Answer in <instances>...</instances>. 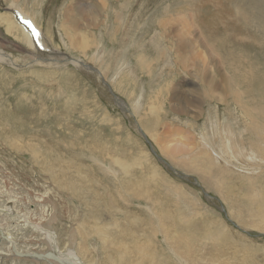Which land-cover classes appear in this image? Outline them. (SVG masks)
<instances>
[{
    "label": "rangeland",
    "instance_id": "1",
    "mask_svg": "<svg viewBox=\"0 0 264 264\" xmlns=\"http://www.w3.org/2000/svg\"><path fill=\"white\" fill-rule=\"evenodd\" d=\"M14 1L36 16L50 53L42 54L60 55L59 63L35 62L26 43L9 35L1 15L13 17ZM0 51L17 65L0 64V208L13 207L33 222L43 219V228L57 233L61 251L82 249L83 264H189L194 258L203 264H264V0H0ZM66 56L102 75L77 68ZM102 79L128 113L114 104ZM224 89L241 95L255 130L234 98L230 104L209 98ZM155 97L160 108L151 111ZM138 129L160 158L192 182L170 173ZM211 130L214 150H203L197 142L205 143L203 133ZM227 136L236 144L231 154L237 161L225 168L217 146ZM20 142L28 146H15ZM179 142L189 147L172 150ZM14 218L0 227V264L61 262L45 235ZM8 233L16 245H7Z\"/></svg>",
    "mask_w": 264,
    "mask_h": 264
},
{
    "label": "bare ground",
    "instance_id": "2",
    "mask_svg": "<svg viewBox=\"0 0 264 264\" xmlns=\"http://www.w3.org/2000/svg\"><path fill=\"white\" fill-rule=\"evenodd\" d=\"M13 2V1H12ZM180 2V1H179ZM79 3H81V2H79ZM79 3H77L78 4V7H79ZM84 3V2H83ZM82 3V4H83ZM100 3V2H99ZM72 4V3H71ZM74 4V3H73ZM81 4V5H82ZM85 4H87L86 2H85ZM192 4V3H191ZM221 4V3H220ZM84 5V4H83ZM103 5V4H102ZM9 6V5H8ZM37 6V5H36ZM73 6V5H72ZM72 6H71V9H72ZM87 6V5H86ZM225 6V5H224ZM11 7H12V9H14V11H13V13H12V15H13V17L12 16H9V15H7V17H5V15H1V19L3 20V22H4V24L6 25V29H7V32L9 33V35H13L15 38H16V40L17 39H19V40H21V41H23L24 43H26V45L28 46V48L30 49V51H29V53H31V50H32V53L31 54H34L37 58L35 59L34 57V61L35 62H38V61H40V62H43V61H48L49 63H59V62H57V60L56 59H59V57H60V55H57L56 54V52H55V54L56 55H52L51 56V58H45L44 56H43V54L42 53H45V54H50L48 51H46V50H49L48 49V47L47 46H45L44 45V39H43V31H42V29H41V27H40V25L38 24V22L36 21V16L34 15L33 16V14H31V13H29L28 11H26L20 4H19V1L18 2H16V1H14V3L13 4H11ZM70 7V6H69ZM91 7V6H90ZM96 7V6H95ZM99 7H100V5H99ZM190 7V6H189ZM210 7V6H209ZM220 7V6H219ZM230 7V6H229ZM74 8H77V7H74ZM97 8H98V6H97ZM101 8H103L102 6H101ZM9 9L10 8H8V10L7 11H9ZM98 9H100V8H98ZM190 9V8H189ZM193 9V8H192ZM191 9V11L190 12H192L193 10ZM67 10V9H66ZM66 10H64L65 12H66ZM76 10V12L78 11V9H75ZM94 10V9H93ZM96 10V9H95ZM234 10V9H233ZM69 11V10H68ZM99 11V10H98ZM105 11V10H104ZM222 11H224V9L222 10ZM231 11V10H230ZM226 12V11H225ZM241 12L242 11H239V15H241ZM82 13V12H81ZM81 13H79V14H81ZM93 13V12H92ZM96 13V12H95ZM98 13V12H97ZM168 12H166L165 14H167ZM181 13H183V12H181ZM196 13H198V12H196ZM243 13V12H242ZM72 14H74V12L72 13ZM78 14V13H77ZM99 14V13H98ZM98 14H97V16H98ZM180 14V13H179ZM188 14V13H187ZM201 14V13H200ZM83 15V14H82ZM96 15V14H95ZM183 15H185V14H183ZM195 15V13H193V15L192 16H194ZM243 15V14H242ZM241 15V16H242ZM18 16H20L22 19H26V20H30L31 22H33V24H34V28H35V37H33L34 35L30 32V31H28L23 25H21L20 23H19V21H18ZM68 16H69V14L67 15V19H68ZM79 16V15H78ZM100 16V15H99ZM182 16V15H181ZM189 16H190V14H189ZM70 17V16H69ZM74 17V16H73ZM91 17H93V16H91ZM188 17V16H187ZM245 17V15L244 16H242V20H243V18ZM72 18V17H71ZM76 18H77V16H76ZM82 18V17H81ZM94 18H96V17H94ZM181 18V17H180ZM184 19H185V17H183ZM189 18V17H188ZM190 18H191V16H190ZM193 18V17H192ZM70 19V18H69ZM74 19V18H73ZM100 19H102V18H100ZM240 19V18H239ZM248 19V18H247ZM1 20V21H2ZM96 20V19H95ZM169 20V19H168ZM188 20V19H187ZM187 20H184V21H187ZM193 20H195L196 21V23H197V19L195 18V19H193ZM238 20V19H237ZM236 20V21H237ZM64 21H66V20H64ZM87 21V20H86ZM89 21V20H88ZM87 21V22H88ZM121 21H122V19H121ZM161 21V20H160ZM189 21V20H188ZM240 21V20H239ZM244 21V20H243ZM249 21V20H248ZM83 22H85V21H83ZM97 22V21H96ZM101 22V21H100ZM118 22V21H117ZM116 22V23H117ZM180 22V21H179ZM178 22V23H179ZM182 22V21H181ZM180 22V23H181ZM75 23V22H74ZM102 23V22H101ZM159 23V22H158ZM161 23H162V21H161ZM164 23V22H163ZM179 23V24H180ZM239 23V22H238ZM241 23V22H240ZM72 24V23H71ZM83 24V23H82ZM87 24V23H86ZM89 24V23H88ZM97 24H99V21L97 22ZM160 24V23H159ZM185 24V23H184ZM189 24V23H188ZM191 24V23H190ZM200 24V23H199ZM77 25V24H76ZM91 25V24H90ZM93 25V24H92ZM104 25V24H103ZM169 25H171V23H169ZM175 25H177V24H175ZM183 25V24H182ZM233 25V24H232ZM89 26V25H88ZM163 26V25H162ZM184 26V25H183ZM185 26H186V24H185ZM194 26V25H193ZM65 27V26H64ZM69 27V26H68ZM99 27H101V26H99ZM198 27V26H197ZM78 28H79V25H78ZM81 28V27H80ZM79 28V29H80ZM93 28V27H92ZM117 28H118V26H117ZM184 28V27H183ZM192 28V27H191ZM83 29H85V28H83ZM82 29V30H83ZM88 29V28H87ZM86 29V30H87ZM127 29V28H126ZM125 29V30H126ZM198 29H199V27H198ZM239 29V28H238ZM71 30H72V28H71ZM179 30V29H178ZM77 31H79V30H77L76 28H75V32H77ZM120 31H121V29H120ZM129 31V30H128ZM66 32V31H65ZM80 32V31H79ZM127 32V31H126ZM197 32V31H196ZM78 33V32H77ZM124 33V32H123ZM129 33V32H128ZM210 33V32H209ZM7 34V33H6ZM192 34V33H191ZM214 34V33H213ZM215 34H216V32H215ZM11 35V36H12ZM78 35H80V34H77V36ZM199 35V34H198ZM77 36H75V37H77ZM82 36V35H81ZM165 36V35H164ZM170 36V35H169ZM177 36V35H176ZM8 37V36H7ZM10 37V36H9ZM79 37V36H78ZM184 37V36H183ZM185 37H188V36H186L185 35ZM195 37V36H194ZM203 37V36H202ZM205 37V36H204ZM214 37V36H213ZM68 38H70V37H68ZM124 38V37H123ZM126 38V37H125ZM170 38V37H169ZM82 41H83V45L85 44H87V41H86V38L85 37H82ZM71 40H72V38H71ZM169 40V39H168ZM184 40V39H183ZM183 40H181L182 42H183ZM186 40V39H185ZM199 40H201V39H199ZM205 40V39H204ZM209 40V39H208ZM79 41V40H78ZM116 41V40H115ZM122 41H126V40H122ZM211 41V40H210ZM12 42V41H11ZM15 42V41H14ZM17 42V41H16ZM73 42H74V46H76V48H77V41H71V44L73 45ZM80 42V41H79ZM179 42H180V40H179ZM160 43H162V42H160ZM191 43V42H190ZM54 44V43H53ZM178 44V43H177ZM196 44V43H195ZM201 44V46H202V43H200ZM199 45V44H198ZM215 45V44H214ZM197 46V45H196ZM200 46V45H199ZM203 46H205V45H203ZM207 46V45H206ZM122 47V46H121ZM74 48V47H73ZM202 48V47H201ZM207 48V47H206ZM210 48V47H209ZM24 49V48H23ZM45 49V50H44ZM121 49V48H120ZM175 49V48H174ZM180 49V48H179ZM203 49V48H202ZM21 50V49H20ZM84 50H86V49H84ZM164 50V49H163ZM171 50V49H170ZM190 50H192V51H194V48H193V46H190ZM208 50V49H207ZM87 51V50H86ZM179 51H181V50H179ZM178 51V52H179ZM183 51V50H182ZM185 51V50H184ZM216 51V50H215ZM215 51H213V52H215ZM84 52V51H83ZM118 52H120V50H118ZM121 52H122V50H121ZM177 52V53H178ZM197 52V51H196ZM220 52V51H219ZM24 53V52H23ZM194 53V52H193ZM209 53V52H208ZM121 54V53H120ZM198 54V53H197ZM217 54V53H216ZM144 55V54H143ZM196 55V54H195ZM201 55V54H200ZM202 55H203V53H202ZM208 55V54H207ZM211 55V54H210ZM209 55V56H210ZM33 56V55H32ZM137 56H139V55H137ZM142 56V55H141ZM197 57H198V55H196ZM195 56V57H196ZM217 56V55H216ZM216 56H215V58H216ZM144 57V56H143ZM190 57V56H189ZM191 57H193V56H191ZM11 58H12V56L9 54V55H7V54H5V53H3L2 51H0V64L1 63H3V64H7V66H9V65H13V66H17L16 64H15V62L13 61V60H11ZM76 58V60H74ZM75 58H73V60H66L67 62H70V63H72L73 65H75L77 68H79V69H81V67H83V64L84 63H82V62H80V60H77V58L78 57H75ZM178 58V57H177ZM179 58H180V56H179ZM182 58V57H181ZM185 58H186V56H185ZM205 59V57H202V60L204 61V59ZM214 58V57H213ZM68 59V58H67ZM138 59V58H137ZM141 59V58H140ZM191 59H195V61L197 60L196 58H191ZM201 59V58H200ZM228 59V58H227ZM148 60V59H147ZM163 60V59H162ZM116 61V60H115ZM139 61V60H138ZM186 61V60H185ZM191 61V60H190ZM193 62H194V60H192ZM210 61V60H209ZM221 61V60H220ZM226 61V60H225ZM234 61H236V60H234ZM233 61V62H234ZM39 62V63H40ZM187 62V61H186ZM188 62H189V60H188ZM197 62V61H196ZM202 62V61H201ZM200 62V63H201ZM221 62H223V61H221ZM229 62V61H228ZM240 62V61H239ZM243 62V61H242ZM245 62V61H244ZM32 63V62H31ZM138 63V62H137ZM140 63H141V61H140ZM150 63V62H149ZM178 63V62H177ZM180 63V62H179ZM182 63V62H181ZM206 63V62H205ZM209 63V62H208ZM212 63V62H211ZM211 63H210V65H211ZM218 63V62H217ZM246 63V62H245ZM35 64V63H34ZM118 64V63H117ZM117 64H115V65H117ZM194 64V63H193ZM193 64H191V65H193ZM196 64V63H195ZM215 64V63H214ZM237 63H235V65H236ZM241 64V63H240ZM28 65V64H27ZM43 65V64H42ZM54 65V64H53ZM57 65V64H56ZM84 65H87V63L86 64H84ZM209 65V66H210ZM213 65V64H212ZM218 65H220V63L218 64ZM231 65V64H230ZM232 65H234V64H232ZM231 65V66H232ZM243 65H244V63H243ZM36 66V65H35ZM38 66V65H37ZM51 66V65H50ZM150 66V65H149ZM149 66H147V67H149ZM178 66H180V65H178ZM184 66V65H183ZM199 66V65H198ZM206 66V65H205ZM227 66V65H226ZM30 67V66H29ZM33 67H34V65H33ZM44 67V66H43ZM58 67V66H57ZM60 67V66H59ZM138 67H139V65H138ZM201 67V66H200ZM212 67V66H211ZM218 67H220V66H218ZM241 67H243V66H241ZM245 67V66H244ZM15 68H18V67H15ZM151 68V67H150ZM153 68V67H152ZM237 68H238V66H237ZM19 69V68H18ZM21 69V68H20ZM45 69V68H44ZM147 69V68H146ZM205 70H206V68H204ZM213 69V68H212ZM217 69V68H216ZM234 69V68H233ZM245 69V68H244ZM141 70H142V68H141ZM140 70V71H141ZM224 70V69H223ZM235 70H236V67H235ZM242 69L240 68L239 69V71H241ZM246 70V69H245ZM97 71V70H96ZM99 71V70H98ZM145 71V70H144ZM153 72H154V70H152ZM151 71V72H152ZM238 71V70H237ZM237 71H236V74H237ZM238 71V72H239ZM40 72V71H39ZM149 72V70H147L146 71V74ZM151 72H149V73H151ZM198 72H199V70H198ZM225 72V71H224ZM231 72V71H230ZM96 73V72H95ZM99 73L102 75V73L99 71ZM143 73H145V72H143ZM200 73V72H199ZM215 73V72H214ZM217 73V72H216ZM244 73V72H243ZM246 74H247V72H245ZM43 74V73H42ZM45 74V73H44ZM53 74V73H52ZM198 74V73H197ZM249 74V73H248ZM247 74V75H248ZM51 75V74H50ZM125 75V74H124ZM129 75V74H128ZM153 75V74H152ZM254 75V74H253ZM252 75V77H255V76H253ZM47 76V75H46ZM49 76V75H48ZM91 76V75H90ZM127 76V75H126ZM134 76V75H133ZM220 76V75H219ZM243 76V75H242ZM245 76V75H244ZM122 77V76H121ZM153 77V76H152ZM259 77V76H258ZM221 78V77H220ZM246 78V77H245ZM249 78H251V77H249ZM116 79V78H115ZM122 79V78H121ZM242 79H243V77H242ZM247 79H248V76H247ZM255 79V78H254ZM47 80V79H46ZM104 80V79H103ZM127 80V79H126ZM203 80H204V78H203ZM233 80V79H232ZM231 80V81H232ZM251 80V79H250ZM117 81V80H116ZM118 81H119V79H118ZM176 80H174V82H175ZM230 81V80H229ZM230 81V82H231ZM247 82H248V80H247ZM121 83V82H120ZM167 83V82H166ZM166 83H164V84H166ZM192 83H194V82H192ZM198 83V82H197ZM235 83V82H234ZM253 83H254V80H253ZM51 84V83H50ZM173 84V83H172ZM208 85H212V83H211V81H208V83H207ZM217 84V83H216ZM109 85V84H108ZM122 85V84H121ZM171 85V84H170ZM236 85V84H235ZM240 85V84H239ZM244 85V84H243ZM110 86V85H109ZM122 86H125V84L124 85H122ZM127 86V85H126ZM207 86V85H206ZM159 87H161V86H159ZM169 87V86H168ZM182 87V86H181ZM232 87H233V85H232ZM237 87V86H236ZM100 88V87H99ZM111 88V87H110ZM153 88H154V86H153ZM170 88H172V87H170ZM205 88V87H204ZM219 88H220V86H219ZM157 89V88H156ZM158 89H161V88H158ZM166 89H167V87H166ZM165 89V90H166ZM196 89V88H195ZM245 89V88H244ZM130 90H131V88H130ZM179 90V89H178ZM183 90V89H182ZM205 90H206V88H205ZM242 90V89H241ZM113 91V90H112ZM133 91V90H132ZM131 91V92H132ZM136 91V90H135ZM139 91H140V89H139ZM156 91H160V90H156ZM171 91H173V90H171ZM175 91H176V89H175ZM180 91V90H179ZM193 91V90H192ZM196 91V90H195ZM234 91H237V90H234ZM239 91V90H238ZM114 92V91H113ZM154 92H155V90H154ZM153 92V93H154ZM161 92V91H160ZM162 92H163V90H162ZM199 92V91H198ZM209 92V91H208ZM129 93H130V91H129ZM137 93V92H136ZM158 93V92H157ZM166 93H168L167 91H166ZM184 93V92H183ZM115 94V93H114ZM128 94V93H127ZM126 94V95H127ZM155 94V93H154ZM181 94V93H180ZM197 94V93H196ZM209 94V93H208ZM219 95L217 96V97H215L216 96V94H215V96H213V94L212 95H209V98L211 99V100H214V99H217L218 101H220V103L222 104V103H224V104H230L229 103V100L231 99V98H234V101H233V104H235L236 106H238V111H241L242 113H243V120H244V122H245V124L246 125H248V119H250V122H249V127L252 129V130H255L256 129V125H255V123H256V121L254 120V119H251V118H248V116H247V114H246V111H244L245 109H244V107H243V104H242V101L240 100V98H241V95L238 93V92H230L229 90H227V89H224L223 90V92H221V91H219V93H218ZM139 95V94H138ZM138 95H136V96H138ZM153 95V94H152ZM161 95V94H160ZM173 95V94H172ZM192 95V94H191ZM130 96V95H129ZM161 96H163V93H162V95ZM205 96V95H204ZM244 96H246L245 94H244ZM119 97V96H118ZM152 97V96H151ZM197 97H198V95H197ZM120 98V97H119ZM153 98V97H152ZM178 98V97H177ZM181 98V97H180ZM207 98V97H206ZM209 98H207V99H209ZM4 99H5V97H4ZM121 99V98H120ZM242 99V98H241ZM245 99V98H244ZM150 101H152V100H150ZM149 101V102H150ZM160 102V97H159V99H157L156 100V97H155V102H154V105L152 106V104H151V106H152V108H151V111H156L157 109H159L160 107H159V104L157 103V102ZM162 101V100H161ZM165 101V100H164ZM202 101V100H201ZM148 102V103H149ZM153 102V101H152ZM145 103V102H144ZM189 103V102H188ZM204 103V102H203ZM171 104V103H170ZM209 104V103H208ZM162 105H164V104H162ZM177 105H178V103H177ZM205 105V104H204ZM127 106V105H126ZM150 106V105H149ZM149 106H148V108H149ZM264 106V105H263ZM253 107V106H252ZM128 108V107H127ZM253 108H256V107H253ZM144 110H146V108L144 109ZM162 110V109H161ZM181 110L182 111H184V108H181ZM192 110V109H191ZM206 110V109H205ZM128 111H129V109H128ZM159 111V110H158ZM163 111V110H162ZM197 111V110H196ZM161 112V111H160ZM199 112V111H198ZM211 112V111H210ZM229 112V111H228ZM125 113H128V112H125ZM151 113V112H150ZM153 113V112H152ZM200 113V112H199ZM234 113V112H233ZM148 114V113H147ZM165 114V113H164ZM211 115V113H209V115L208 116H210ZM230 115V114H229ZM232 116H233V114H231ZM203 116H204V112H203ZM216 116H218L217 114H216ZM223 116V115H222ZM148 117H149V115H148ZM231 117V116H230ZM225 118V117H224ZM228 118V117H227ZM202 119V118H201ZM208 119H210L209 117H208ZM234 119V118H233ZM219 120V119H218ZM195 122V121H194ZM198 122V121H197ZM240 122V121H239ZM223 122H221V121H219V123H218V125H221ZM204 125V124H203ZM233 125V124H232ZM206 126V125H205ZM224 126H220V128L218 129L219 131V134H224L225 133V131H223V128ZM248 129V128H247ZM194 131V130H193ZM202 131V130H201ZM212 132H211V134H209L208 132H205V133H203V136L202 137H204V139H205V143H203V142H201V141H199L198 140V142H197V145L199 144V145H201V148L203 149V150H214L213 148H212V145H213V142H212V140H211V138H213V136H214V134H215V130H211ZM151 133H153V132H151ZM189 134H190V132H189ZM188 134V135H189ZM187 135V134H186ZM153 136H155V135H153ZM157 136V135H156ZM191 136H192V133H191ZM223 136V135H222ZM216 136H214V138H215ZM238 137V136H237ZM200 138V137H199ZM18 139H20V138H18ZM165 139H168V138H165ZM184 139H186L187 141H192L193 142V144H196V141L197 140H195V139H191V138H185V137H181V140H184ZM209 140V146L207 145V143H206V140ZM180 140V141H181ZM218 140V139H217ZM21 141H23V140H21ZM168 141H169V139H168ZM173 141V140H172ZM185 141V140H184ZM259 141H261L262 142V144L264 145V138H262V137H260L259 138ZM165 142V141H164ZM190 143V142H189ZM23 143L22 142H20V144H15V146H18L19 148H21V149H25L27 146H28V144H24L23 146H21ZM243 145H244V142L242 143ZM183 146H186V147H189V145H187V144H183L182 142H179V144H177L176 146H174L173 147V149L172 150H183ZM160 147V146H159ZM218 147V150H223L222 152H221V155L223 156V158H222V160L221 161H219L218 163H219V165H221V166H223V167H225V166H230V165H233V166H235V161H237V157L235 156V155H232L231 153H232V150H235L236 149V144H235V142H234V140L232 141V138H231V136H227L226 137V139H224V140H222V142H221V145L220 146H217ZM165 149H166V147H164ZM168 149V148H167ZM164 150V149H163ZM257 150H259V148L257 149ZM220 153V152H219ZM168 154V153H167ZM196 154V153H195ZM231 155V156H230ZM194 156V155H193ZM212 156H214V155H212ZM220 157V156H219ZM120 158V157H119ZM242 158V157H241ZM121 159V158H120ZM184 160V159H183ZM117 161H119V160H117ZM121 161H123V160H121ZM188 161V160H187ZM114 162V161H113ZM144 162V161H143ZM145 162H147V161H145ZM221 162H222V164H221ZM117 163V162H116ZM121 162H119V164H120ZM124 163V162H123ZM123 163H121L120 164V167H121V165L123 164ZM126 163V162H125ZM173 163H175V162H173ZM177 163V162H176ZM252 163V162H251ZM114 164H115V162H114ZM248 164V163H247ZM252 164H254V163H252ZM117 165H118V163H117ZM127 165V164H126ZM128 165H130V164H128ZM244 165V164H243ZM259 165V164H258ZM124 166H125V164H124ZM244 166H246V165H244ZM248 166V165H247ZM251 166V165H250ZM126 167V166H125ZM183 167L185 168V165H183ZM255 167V166H254ZM127 168V167H126ZM148 168V167H147ZM226 168V167H225ZM252 168V167H251ZM259 168V167H258ZM262 168H263V166H262ZM121 169H123V167H121ZM128 169H129V167H128ZM262 170V169H261ZM198 171V170H197ZM150 172H152V171H150ZM257 172V171H256ZM152 174V173H151ZM155 174V173H154ZM153 174V175H154ZM235 174V173H234ZM247 174V173H246ZM252 174V173H251ZM147 175H149V174H146V176ZM152 175V176H153ZM152 176H150V177H152ZM258 176H259V174H258ZM148 177V176H147ZM149 178V177H148ZM255 178V177H254ZM256 178H257V176H256ZM150 179V178H149ZM242 180H244V179H242ZM255 180V179H254ZM245 181V180H244ZM253 181V180H252ZM263 181H264V177H263ZM262 181V182H263ZM247 183H248V181H247ZM253 183H254V181H253ZM248 184H250V183H248ZM261 185H262V183H261ZM175 186V185H174ZM177 188H179V187H177ZM262 188V187H261ZM264 188V187H263ZM253 190V189H252ZM263 190V189H262ZM1 193V192H0ZM251 194H252V192H251ZM250 194V195H251ZM264 194V193H263ZM262 194V195H263ZM184 197H186V196H184ZM260 197V196H259ZM183 198V197H182ZM190 198V197H189ZM252 198V197H251ZM12 199V198H11ZM185 199V198H184ZM186 199H188L187 197H186ZM254 199V198H253ZM190 200H192V199H190ZM189 201V200H188ZM188 201H187V203H188ZM260 201V200H259ZM262 201V200H261ZM190 202V201H189ZM175 203V202H174ZM190 204H192V203H190ZM176 205V204H175ZM188 205V204H187ZM193 205H194V203H193ZM4 208H0V227H2V226H4V225H6V223H10V221L11 220H14L15 218L14 217H16L17 216V218H20V219H16V221H18L19 223H21L22 225H24L25 227H32V229L36 232V233H38L39 235H45L46 237H44V239H46L47 241H49V244H50V246H51V248L52 249H54L55 250V252H56V250L58 251V256H56V260L57 261H61V262H58L59 264H83V258H82V253H81V251L80 250H82L81 248L80 249H76V250H73V249H68L66 252H63V251H61L60 250V248H59V246H58V236H57V233H54V232H52L51 230H47V229H45V228H43V226H42V220L43 219H39V221L38 222H33L32 221V219L30 218V216L28 215V214H24V215H19V214H17V212L18 211H16V213H14L15 211H14V209L15 208H13V207H8L7 205H4L3 206ZM260 208V207H259ZM263 208V210H264V207H262ZM45 210V209H44ZM199 210V209H198ZM149 211V210H148ZM259 211V210H258ZM44 212V211H43ZM260 213V212H259ZM35 215V214H34ZM263 216V215H262ZM3 218V219H2ZM182 218V217H181ZM4 219H5V221H4ZM261 219V218H260ZM180 220V219H179ZM184 220V219H183ZM192 220V219H191ZM112 221V220H111ZM118 221V220H117ZM164 221V220H163ZM162 221V222H163ZM181 222H182V220H181ZM188 221H186V223H187ZM191 222V221H190ZM103 223V222H102ZM180 223V222H179ZM263 223V225H264V217H263V222H261V224ZM105 224H108V223H105ZM111 224H112V222H111ZM162 224V223H161ZM164 224V223H163ZM162 224V225H163ZM190 224V223H189ZM165 225V224H164ZM170 225V224H169ZM104 227H105V225H103ZM115 227V226H114ZM188 227V226H187ZM96 228V227H95ZM100 228V227H99ZM98 228V229H99ZM116 228V227H115ZM165 227H161V228H159V229H164ZM101 229H102V227H101ZM111 229V228H110ZM114 229V228H113ZM219 229V228H218ZM157 231H158V229H156ZM166 230V229H165ZM170 230H171V228H170ZM184 230V229H183ZM99 231V230H98ZM101 231V230H100ZM104 231V230H103ZM161 231V230H160ZM169 231V230H168ZM180 232V231H179ZM184 232V231H183ZM216 232H218V231H216ZM3 232H2V230L0 229V236H1V234H2ZM101 233V232H100ZM103 233V232H102ZM101 233V234H102ZM211 233V232H210ZM209 233V234H210ZM4 235H5V233H3ZM153 234H156L155 232L153 233ZM163 234H166V233H163ZM187 234V233H186ZM214 234V233H213ZM4 235H2V236H4ZM94 235V234H93ZM166 235H169L170 236V234H166ZM185 235V234H184ZM196 235V234H195ZM84 236V235H83ZM154 236H156V235H154ZM177 236V235H176ZM181 236V235H180ZM211 236V235H210ZM220 236V235H219ZM93 237V236H92ZM177 237H179V236H177ZM207 238H208V236H206ZM4 238H6L7 239V241H8V244L7 245H9V246H14V245H16V243L14 242V240H13V236L11 235V233H8V235H7V237H4ZM101 238V237H100ZM165 238H167V237H165ZM170 238V237H169ZM168 238V239H169ZM181 238V237H180ZM184 238V237H183ZM203 238V237H202ZM168 239H166V240H168ZM175 239V238H174ZM188 239H189V237H188ZM210 239H212V238H210ZM214 240H215V238H213ZM181 239H179V241H180ZM190 240V239H189ZM188 240V241H189ZM205 240V239H204ZM207 240V239H206ZM107 241V240H106ZM105 241V242H106ZM150 241V240H149ZM148 241V242H149ZM173 241V240H172ZM172 241H170V242H172ZM175 241V240H174ZM178 241V240H177ZM213 241V240H212ZM212 241H210V242H212ZM216 241V240H215ZM146 242V241H145ZM181 242V241H180ZM179 242V243H180ZM186 242V241H185ZM209 242V243H210ZM202 243H203V240H202ZM78 244H79V242H78ZM81 244V243H80ZM150 244V243H149ZM187 244H188V242H187ZM186 244V245H187ZM192 244V243H191ZM206 244V243H205ZM217 244V243H216ZM123 245V244H122ZM177 245H178V242H177ZM80 246V245H79ZM112 246V245H111ZM120 246V245H119ZM150 246H151V244H150ZM154 246V245H153ZM179 246H181V245H179ZM123 247V246H122ZM127 247H128V245H127ZM142 247H143V245H142ZM152 247V246H151ZM204 247V246H203ZM9 248V247H8ZM129 248V247H128ZM137 248H139V247H137L136 246V250H138L139 251V249H137ZM175 248H176V246H175ZM125 249V248H124ZM147 249V248H146ZM149 249V248H148ZM154 249H156V248H154ZM154 249H152L153 251H154ZM188 249H190V247L188 246ZM206 249V248H205ZM11 250V249H10ZM122 250V249H121ZM143 250H144V248H143ZM176 250H178V249H176ZM180 250V249H179ZM181 250H183V249H181ZM185 250V249H184ZM183 250V251H184ZM191 250V249H190ZM217 250V249H216ZM98 251V250H97ZM145 251V250H144ZM188 250H186V252H187ZM202 251V250H201ZM212 251V250H211ZM210 251V252H211ZM129 252V251H128ZM140 252V251H139ZM150 252H152V251H150ZM181 252V251H180ZM218 253H219V251H217ZM142 253V252H141ZM145 253V252H144ZM156 252L154 251V253L153 254H155ZM188 253H189V251H188ZM192 253H193V250H192ZM191 253V254H192ZM206 253H207V251H206ZM246 253V252H245ZM136 254V253H135ZM149 254V253H148ZM201 254V253H200ZM56 255V254H55ZM141 255V254H140ZM145 255V254H144ZM143 254H142V256H144ZM151 255H152V253H151ZM49 257H50V260L53 258L54 259V257H52L51 255H48ZM120 256V255H119ZM125 256V255H124ZM191 256V255H190ZM208 256V255H207ZM82 258V259H80V258ZM147 257V256H146ZM149 257V256H148ZM151 257V256H150ZM156 257V256H155ZM160 257V256H159ZM188 257V256H187ZM194 257V256H193ZM211 257V256H210ZM218 257H219V255H218ZM121 258H122V256H121ZM143 258V257H142ZM153 258V257H152ZM151 258V259H152ZM161 258V257H160ZM159 258V259H160ZM191 258V257H190ZM205 258V257H204ZM120 259V258H119ZM137 259V258H136ZM157 259V258H156ZM156 259H154L153 258V260H156ZM200 259H202V258H200ZM210 259V258H209ZM212 260H213V258H211ZM143 260H144V258H143ZM149 260V259H148ZM152 260V261H153ZM162 260H164L163 258H162ZM205 260V259H204ZM212 260H211V263H212ZM83 261V262H82ZM86 261V260H85ZM120 261V260H119ZM123 261V260H122ZM139 261V260H138ZM151 261V260H150ZM188 261V260H187ZM223 261V260H222ZM140 262V261H139ZM188 262H190V261H188ZM197 262V263H196ZM200 262H202V263H200ZM216 262V261H215ZM220 262V261H219ZM218 262V263H219ZM225 262V261H224ZM149 263V262H148ZM164 263V262H163ZM203 264L204 262L203 261H197V258H194V259H192V263H189V264ZM221 263V262H220ZM229 263V262H228ZM90 264V263H89ZM119 264V263H118ZM135 264V263H134ZM139 264V263H138ZM142 264V263H141ZM145 264V263H144ZM147 264V263H146ZM156 264V263H155ZM226 264V263H225Z\"/></svg>",
    "mask_w": 264,
    "mask_h": 264
},
{
    "label": "water",
    "instance_id": "3",
    "mask_svg": "<svg viewBox=\"0 0 264 264\" xmlns=\"http://www.w3.org/2000/svg\"><path fill=\"white\" fill-rule=\"evenodd\" d=\"M20 16H18V18H19ZM33 37H35V32L33 31ZM68 58V59H67ZM66 59H67V61L68 60H73V58H71V57H69V56H66ZM74 60H76V59H74ZM80 62H82V61H80ZM83 63V62H82ZM85 64V63H84ZM83 64V67H81V68H83L84 70H86L87 72H98L99 73V71L96 69V68H94V67H91V66H89V65H84ZM97 70V71H96ZM103 80V79H102ZM103 82H104V84L106 85V87L108 88V92H109V96H110V98L112 99V101L114 102V104L118 107V108H120V110L121 111H123V112H129L128 111V108H127V106H126V104H125V102L122 100V99H120L116 94H114V92L112 91V89L110 88V86L108 85V83L105 81V80H103ZM138 131H139V133L141 134V136L146 140V142L149 144V146H150V148H151V151L157 156V158H158V160H159V162L161 163V164H163V166L164 167H166L169 171H170V173H172L174 176H176L177 178H179V179H181V180H183V181H186V182H188V183H191L192 182V179L189 177V176H187V175H184V174H182V173H179V172H177L176 170H174L173 168H172V166H170V164H168L166 161H164L162 158H160L157 154H156V151H155V149H154V147L152 146V144L149 142V140L147 139V137H146V135L142 132V130L141 129H138ZM194 184L196 185V186H199V184L197 183V181L194 179ZM200 187V186H199ZM207 197H209L208 195H206ZM34 258L35 259H37V260H42V256H34Z\"/></svg>",
    "mask_w": 264,
    "mask_h": 264
},
{
    "label": "crops",
    "instance_id": "4",
    "mask_svg": "<svg viewBox=\"0 0 264 264\" xmlns=\"http://www.w3.org/2000/svg\"><path fill=\"white\" fill-rule=\"evenodd\" d=\"M41 2V0H36V4H39Z\"/></svg>",
    "mask_w": 264,
    "mask_h": 264
}]
</instances>
